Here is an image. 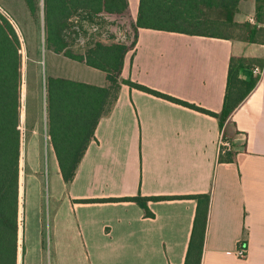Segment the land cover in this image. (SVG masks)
Segmentation results:
<instances>
[{
  "label": "crops",
  "instance_id": "crops-1",
  "mask_svg": "<svg viewBox=\"0 0 264 264\" xmlns=\"http://www.w3.org/2000/svg\"><path fill=\"white\" fill-rule=\"evenodd\" d=\"M140 1L128 0L134 22ZM262 1L242 0L236 15L238 23L258 29L256 43L140 29L122 79L220 114L232 57L251 60L261 51L255 61H264V10L261 22L257 15ZM248 44L256 46L251 55L245 53ZM47 53L49 76L108 85L104 72ZM77 67L97 73L90 81L80 69L78 76H66ZM255 68L260 67L244 70L242 77L255 76ZM261 70L256 88L223 128L214 116L123 85L70 184L62 178L44 116L41 133L34 132L28 143L37 155L25 262L28 254L32 264H46L47 256L55 264H185L197 202L182 197L210 194L202 264H264V66ZM222 132L232 143L233 162L219 160ZM140 195L179 199L150 201L153 218L134 202H79ZM242 240L248 242L246 260L235 255Z\"/></svg>",
  "mask_w": 264,
  "mask_h": 264
},
{
  "label": "trees",
  "instance_id": "trees-1",
  "mask_svg": "<svg viewBox=\"0 0 264 264\" xmlns=\"http://www.w3.org/2000/svg\"><path fill=\"white\" fill-rule=\"evenodd\" d=\"M241 1L141 0L138 18L134 22L128 20V0H24L30 16L37 20L41 32L37 59L30 56L26 46L30 72L25 83L22 53L24 41L26 44L25 37L10 16L0 13V264H19L23 108L28 140L34 132L41 133L45 116L47 135L53 144L66 184L74 181L80 163L95 140L98 124L111 113L123 85L214 116L219 119L223 128L260 80L259 76L253 75L244 79L242 72L255 65L263 69L264 61L232 57L220 114L131 80H124L121 76L126 55L135 49L140 29L256 43L258 29L248 23L236 21ZM257 8L258 21L261 22L264 5H258ZM76 20L79 24L75 23ZM93 24L102 28L126 25L130 28L129 41L117 43L112 39L104 40L99 35H93L84 47L78 48L75 26L84 28L85 25ZM42 47L45 52L63 55L71 61L104 72L108 85L100 87L47 75L40 63ZM219 160L233 162L232 152L220 156ZM182 198L197 202L185 264H202L211 196L198 194ZM174 199L179 198H147L140 195L79 202H134L144 210L146 217L153 218L154 214L148 207L150 201Z\"/></svg>",
  "mask_w": 264,
  "mask_h": 264
},
{
  "label": "rangeland",
  "instance_id": "rangeland-1",
  "mask_svg": "<svg viewBox=\"0 0 264 264\" xmlns=\"http://www.w3.org/2000/svg\"><path fill=\"white\" fill-rule=\"evenodd\" d=\"M0 5H2V7L5 9V11L8 13V15L15 21L19 32L22 33L25 37L26 40V44L24 41V45H23V83L27 82V74L30 72V69L27 66V50H26V46L28 47L29 51H30V56L33 59H37L38 57V52L40 50V46H39V42L41 41V32H40V27L37 23V20L33 19L30 16V13L25 5L24 0H0ZM243 11V10H242ZM244 14L245 10L243 11ZM128 20H130L128 18ZM79 44V43H77ZM39 46V47H38ZM78 48H82L81 46H77ZM256 46L255 45H249L246 46V51L245 53L248 54H253V52H255ZM43 52V51H42ZM42 60H43V68L45 70V73L47 75H49L51 73L52 70V64H51V54L47 53V52H43L42 53ZM257 56L253 57L254 59L251 60H260L261 57L263 56V52H258L257 54H255ZM63 56V55H62ZM257 57H260L259 59H256ZM60 59H62L63 61H67L64 60L66 58L60 57ZM61 62H59L60 65H63ZM33 69V68H32ZM79 69L82 71V73H87V75H85L83 78H88L89 81L91 79L92 74H95L97 72H93V70L89 69H85L82 67H77V70H72L71 74H66V76L69 77H74V76H78L79 73ZM34 70V73H36V70ZM32 70V71H33ZM81 75V74H80ZM97 82H99V78L94 79ZM94 81V82H96ZM25 92H26V86L24 84L23 86V94L25 97ZM25 111L23 108V113H22V122H23V126H22V162H21V169H22V173H21V210H20V255H19V264H32V257L30 256V260H28V254H27V259L25 262V255L24 254V247L26 249V242H27V232L30 228V230L32 229V222H33V212L31 213L32 207L30 206V199H31V177L33 174V167H32V158L33 156H36L37 153L34 151L33 149V145L31 147V145H29V140L27 139L28 137H26V130H25V126H24V122H25ZM32 138V137H31ZM46 170V169H45ZM48 170V169H47ZM48 176V175H47ZM47 204H48V213L50 214L51 211L53 210V203L54 200L52 199L51 195H50V188H49V184L47 187ZM48 214V215H49ZM49 218V217H48ZM47 223H50V221L47 220ZM48 236V235H47ZM49 255V252H48ZM45 263L46 264H55L54 260H51L50 256H47L45 258Z\"/></svg>",
  "mask_w": 264,
  "mask_h": 264
},
{
  "label": "built area",
  "instance_id": "built-area-1",
  "mask_svg": "<svg viewBox=\"0 0 264 264\" xmlns=\"http://www.w3.org/2000/svg\"><path fill=\"white\" fill-rule=\"evenodd\" d=\"M0 13H4L9 17L2 5H0ZM75 23L79 24L78 20H76ZM74 29L78 32L77 43H79L78 45L81 47H84L93 35H99L104 40L112 39L117 43H127L129 41L130 28L126 25H109L105 28H102L98 24H93L91 26L85 25L84 28L75 26ZM254 74L255 76L260 77L262 75V70L260 68H255ZM219 146L220 156L226 155L232 149V143L229 138L226 137L224 132L221 134ZM235 255L240 260H246L248 258V242L246 240L240 241Z\"/></svg>",
  "mask_w": 264,
  "mask_h": 264
}]
</instances>
